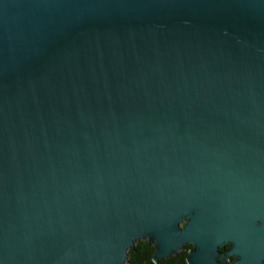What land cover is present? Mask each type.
Masks as SVG:
<instances>
[{
  "label": "water",
  "instance_id": "water-1",
  "mask_svg": "<svg viewBox=\"0 0 264 264\" xmlns=\"http://www.w3.org/2000/svg\"><path fill=\"white\" fill-rule=\"evenodd\" d=\"M140 240L264 261V0H0V264Z\"/></svg>",
  "mask_w": 264,
  "mask_h": 264
},
{
  "label": "trees",
  "instance_id": "trees-1",
  "mask_svg": "<svg viewBox=\"0 0 264 264\" xmlns=\"http://www.w3.org/2000/svg\"><path fill=\"white\" fill-rule=\"evenodd\" d=\"M154 247L152 243L146 240H140L135 243L134 249L128 250V259L125 264H186V250H178L174 255L162 258L158 262L152 261ZM264 264V261L261 263Z\"/></svg>",
  "mask_w": 264,
  "mask_h": 264
},
{
  "label": "flooded vegetation",
  "instance_id": "flooded-vegetation-1",
  "mask_svg": "<svg viewBox=\"0 0 264 264\" xmlns=\"http://www.w3.org/2000/svg\"><path fill=\"white\" fill-rule=\"evenodd\" d=\"M180 225H182V224H180ZM229 247H230V243L227 242V243H225V244L223 245V247L218 248V250H219V251H225V250H227ZM191 248H192V245H191L190 243H186V244H184V245L182 246V248L179 249V250L185 249V250H186V256H187V253H188V251H189ZM227 260H228V261H232V260H234V257H228Z\"/></svg>",
  "mask_w": 264,
  "mask_h": 264
}]
</instances>
